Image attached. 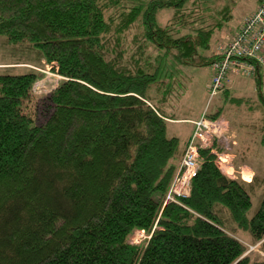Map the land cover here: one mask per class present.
I'll use <instances>...</instances> for the list:
<instances>
[{"label":"trees","instance_id":"16d2710c","mask_svg":"<svg viewBox=\"0 0 264 264\" xmlns=\"http://www.w3.org/2000/svg\"><path fill=\"white\" fill-rule=\"evenodd\" d=\"M206 3L0 0V37L39 54L36 65L8 64L41 69L0 75V264H264L238 237L261 242L264 254V180L250 216L256 179L224 175L209 147L198 152L188 196L166 200L190 134H167L174 119L161 100L175 83L159 64L164 54L178 66H211L214 31L232 21ZM162 9L174 13L160 23ZM47 67L60 79L37 95ZM257 89L252 106L264 113ZM259 126L264 135V119Z\"/></svg>","mask_w":264,"mask_h":264},{"label":"rangeland","instance_id":"374dc122","mask_svg":"<svg viewBox=\"0 0 264 264\" xmlns=\"http://www.w3.org/2000/svg\"><path fill=\"white\" fill-rule=\"evenodd\" d=\"M206 1L208 8L214 11L222 10L223 18L230 10L231 12V23L228 26L224 25L219 29L214 31L213 38L211 40V47L214 48L219 44L223 38L222 36L230 35L229 33L238 26L239 20L250 13L255 5L256 0H202ZM228 2V3H225ZM222 3L227 7L223 8ZM205 4V5H206ZM221 8V9H219ZM174 12L172 10H159L156 14L157 19L163 22L165 15H172ZM225 20L222 21L224 23ZM39 59V54L36 50L29 48L24 44H11L7 43L4 37H0V75L1 74H22L27 72V68H34L36 71H40V68L34 65L28 64H8V63H33L37 64ZM161 70L168 68V82L175 83L174 89L170 93V96L166 95L163 100H161V108L167 115L171 116L174 121L173 124L167 125L168 136L177 135L181 138H185L189 133L190 124L188 121L179 119H194L191 124L193 126L192 132L190 131V138H192L195 131V123L205 116L206 111L215 112L214 107L222 105L223 97L218 93L214 96L208 95V85L210 83L209 78L212 76L211 67H193V66H178L170 57H165L162 54V59L160 61ZM6 66H13L15 68L4 70ZM172 67V71L170 69ZM41 72V71H40ZM43 77H41L34 84L40 94H47L55 85H57L59 76L54 75L50 72L47 67L44 71L42 70ZM165 74V73H164ZM241 78V80H251L253 77H245L241 74H235ZM167 79V78H166ZM211 80V78H210ZM209 81V83H208ZM258 82L260 83V90L264 96V65L261 66L260 77ZM229 83V81H226ZM33 85V87H34ZM32 87V88H33ZM230 88H233L231 86ZM258 89L256 88L255 91ZM38 91H36L38 93ZM43 91V92H42ZM39 95V94H37ZM243 96V105L231 104L225 102L223 104L222 117L220 115L216 120H212L210 125V133L208 134V143L213 153L216 154V163L220 171L231 179H242V172L249 171L250 180L256 179L254 182V192H252V207L249 211V215L252 216L259 206V202L262 197V185L264 180V141L263 133L259 129L261 125L263 114L260 112L262 109V104L257 103L252 106L254 102H259V94L249 93L238 95L235 97ZM257 100V101H256ZM250 101L253 103L250 105ZM250 105L252 108H248ZM225 109V110H224ZM221 111L220 109H218ZM201 114V115H200ZM192 136V137H191ZM191 140V139H190ZM188 142L184 148L183 154L181 156L180 162L175 176L181 166L182 158L184 152L187 148ZM197 171L199 169V154L196 158ZM174 176V178H175ZM245 181V180H243ZM249 181V180H248ZM246 182V181H245ZM241 241L248 246V253L253 254V259L256 256L264 257V254L259 250L260 243L250 244V237L239 233L238 236ZM134 239V238H133Z\"/></svg>","mask_w":264,"mask_h":264},{"label":"built area","instance_id":"2783aa9c","mask_svg":"<svg viewBox=\"0 0 264 264\" xmlns=\"http://www.w3.org/2000/svg\"><path fill=\"white\" fill-rule=\"evenodd\" d=\"M262 9L254 16L232 39L220 42L215 48V60L211 64L212 76L208 85V95L214 96L220 93L225 86L228 74H241L245 77H253L258 67L263 64V58L259 56L264 42V4ZM34 85L33 92L40 94ZM43 92V91H42ZM211 120L203 116L195 123L194 135L188 140L187 148L182 158V164L177 175L173 179L166 200L173 201L174 197L185 198L189 194L190 182L197 173L196 158L200 149L209 148L208 134ZM134 238V239H133ZM144 238L142 232H135L131 242L138 243Z\"/></svg>","mask_w":264,"mask_h":264},{"label":"crops","instance_id":"0c3cea01","mask_svg":"<svg viewBox=\"0 0 264 264\" xmlns=\"http://www.w3.org/2000/svg\"><path fill=\"white\" fill-rule=\"evenodd\" d=\"M236 30H237V28L235 27L233 29V31L230 32L229 34L233 35V33ZM260 71H261V67L259 68L258 74H257L258 80H259V77H260ZM210 78H211V75H210ZM210 78H209V81H210ZM209 81H208V83H209ZM227 81H229V83H226L225 86L223 87V90L220 92L221 93L220 95L223 97L222 98L223 99L222 105L218 106L217 108L214 107V110L220 109L221 111H223V104L225 102H229L231 104L238 105L237 103L239 102V99L244 98V97L243 96L235 97L236 93L238 95H242V94H246V93H249V95H251V94H256L257 93V91H255L256 88L260 89V86L258 87V85H256V77L252 78L251 80H241V78L238 77V76H235L234 73H230V74H228ZM259 85H260V83H259ZM231 86H233V88H230ZM260 112L263 114V119H264L263 110L261 109ZM222 114L223 113H221V117H222ZM197 119H198V117L194 118V119H179L178 121H181V120L188 121V124H190V126H191L190 129H189V133H190V131L192 132V130H193V126H192L191 122L195 121ZM263 119H262V122H263ZM171 121L172 120H170L169 123L173 124ZM189 133L187 135H189ZM243 172H246V171H243ZM243 172H242V174H243ZM247 173H249V171H247ZM242 174H241V176H242ZM242 179H243V177H242ZM243 180L248 181L250 179H247V180L243 179Z\"/></svg>","mask_w":264,"mask_h":264},{"label":"bare ground","instance_id":"6f19581e","mask_svg":"<svg viewBox=\"0 0 264 264\" xmlns=\"http://www.w3.org/2000/svg\"><path fill=\"white\" fill-rule=\"evenodd\" d=\"M242 177H243V179H246V180L250 179V174L247 172H243Z\"/></svg>","mask_w":264,"mask_h":264}]
</instances>
